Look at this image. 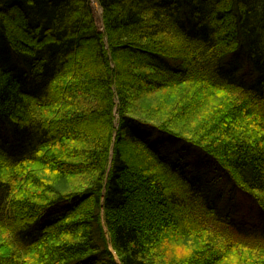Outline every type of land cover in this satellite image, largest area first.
Here are the masks:
<instances>
[{
  "label": "trees",
  "instance_id": "obj_1",
  "mask_svg": "<svg viewBox=\"0 0 264 264\" xmlns=\"http://www.w3.org/2000/svg\"><path fill=\"white\" fill-rule=\"evenodd\" d=\"M95 3L103 31L90 0H0V264H264V227L216 207L264 216V0ZM206 100L187 143L226 194L148 135Z\"/></svg>",
  "mask_w": 264,
  "mask_h": 264
},
{
  "label": "rangeland",
  "instance_id": "obj_2",
  "mask_svg": "<svg viewBox=\"0 0 264 264\" xmlns=\"http://www.w3.org/2000/svg\"><path fill=\"white\" fill-rule=\"evenodd\" d=\"M90 1L93 4V7L95 8V13L97 15V21L99 23L100 30L103 31V24H102V19H101L102 11L99 8V6L95 3V0H90ZM104 43H105L104 47L105 49H107L106 39H104ZM133 65H135V63H133ZM236 69H237V76H239V79L241 82H244V83L251 82L255 77L252 68H250L247 64L237 65ZM192 90H194V88H192L191 91ZM215 95L216 96H214V98L221 100V104H219V107L222 106L221 107L222 110L224 107L229 106V102H228L229 97H224L225 94L223 92L221 94L215 93ZM188 103L190 104V102ZM188 105H186L185 107L186 113L183 114L182 116L183 118L182 117L180 118L181 121L185 120V122H187L188 126L187 127L185 126L184 128H188V130L187 129L183 130L182 127L181 128L178 127L180 125L175 124V122L171 119H170L171 121H168L164 125V127H166V130L175 134V136L177 137L176 140L172 139L171 137L167 135H160V134L157 135L152 132H149L148 135L151 138V140L155 141L157 144L161 146L162 148L161 153H163V155H165L169 161L180 163L186 175L188 176L196 175L197 173V174H201L203 176L201 177L205 178L206 180L215 179L214 183H217L220 185V187H223L225 189L224 191L226 194L227 193L226 190L227 191L230 190V185H228L227 182H224V181H221L220 183H218L219 181L216 179L219 173L217 171L215 172V170L212 169L210 165H205L204 164L205 156L196 152V149H194V147L192 146L190 147L187 143L188 142L187 139H189L193 143L199 145L200 148L204 146L207 147V142L206 140H204L205 137L203 134L205 131V124L213 123L214 121L212 120H208L206 122L202 121L205 118V115L202 116V114L204 113V111L209 113L211 110L214 109L211 115L216 116L218 107L214 108L212 106L213 104L208 100L201 102L198 105L194 106L195 108L188 107ZM191 108H193L194 110H192ZM201 116L204 118L201 119ZM176 117L177 118L180 117L178 113H176ZM149 123L151 124L153 122H149ZM163 123L165 122L163 121ZM181 138H183L182 139L183 141L180 140ZM220 141L221 140H219V142ZM137 157H138L137 159L138 161L140 157L139 151H138ZM215 176L217 177L215 178ZM244 206H245L244 204L237 203V200H234L233 202H231L228 199H225L224 201H218L216 203V207H219V211L222 214L224 212H227L228 213L227 215L233 217L237 222L240 221L243 224L244 223L249 224V227H257V226L264 227V216L262 215V213L256 210L248 211L250 209H247ZM171 229L173 228L167 227L166 233H163L160 235L161 245L162 244L167 245V242H168V246L173 245L172 247H169V249L167 250H166L167 246L163 248L164 251L166 250V257L168 259H170L169 258L170 256L174 258L173 260L175 261H184L183 259L189 256L190 254L189 251L193 247H195L196 244H198V241H196V239H194L192 236L180 239V238H177L176 236L170 235L171 232H169L168 230H171ZM104 230L106 229L104 228ZM170 238L173 240H171ZM163 249H160V250L163 251ZM160 250L158 253L161 252ZM170 251H174V252L170 253ZM113 255L115 256L114 253ZM115 259L117 261V264H119L116 256H115Z\"/></svg>",
  "mask_w": 264,
  "mask_h": 264
}]
</instances>
